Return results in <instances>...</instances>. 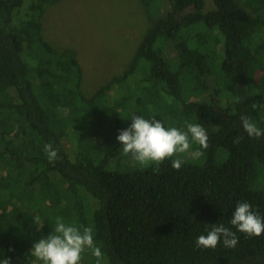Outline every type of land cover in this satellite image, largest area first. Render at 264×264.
Segmentation results:
<instances>
[{"label":"trees","instance_id":"obj_1","mask_svg":"<svg viewBox=\"0 0 264 264\" xmlns=\"http://www.w3.org/2000/svg\"><path fill=\"white\" fill-rule=\"evenodd\" d=\"M57 1L0 0V259L42 264L33 244L61 216L93 227L104 264H264V234L229 223L238 201L264 217V136L249 137L240 120L264 129V107L251 108L264 105V0H213L207 11L206 0H140L150 26L124 71L90 97L76 51L44 37ZM133 115L202 125V164L139 165L117 140ZM219 223L237 246L198 248ZM95 260L86 250L81 264Z\"/></svg>","mask_w":264,"mask_h":264},{"label":"clouds","instance_id":"obj_2","mask_svg":"<svg viewBox=\"0 0 264 264\" xmlns=\"http://www.w3.org/2000/svg\"><path fill=\"white\" fill-rule=\"evenodd\" d=\"M264 105L254 102L252 109H258ZM132 123L126 129L120 130L117 140L121 142L125 155H131L132 159L141 166H158L165 160L175 157L178 153H186L193 143L199 145L194 153L202 155L200 149L208 147L207 130L198 123L185 121L186 130L174 126H165V122L157 119L156 115L148 118L141 115H133ZM243 129L249 137L260 138L264 136V129L246 115H241ZM241 139L237 137V142ZM44 152L50 162H55L58 150L52 144L44 145ZM183 161L179 158L172 160V167L179 170ZM154 169V170H157ZM230 225L238 232L248 236H260L264 234V217L253 210L252 205L246 201H238L230 220ZM206 235L197 237L196 246L215 248L221 240L226 248H235L239 243L236 232L223 223L214 224ZM90 250L96 258L95 264H104L105 254L97 246L94 240L92 226L69 223L63 217L57 216L55 228L45 237L34 242L31 257L42 264H81L82 255ZM0 264H10V258L0 259Z\"/></svg>","mask_w":264,"mask_h":264},{"label":"rangeland","instance_id":"obj_3","mask_svg":"<svg viewBox=\"0 0 264 264\" xmlns=\"http://www.w3.org/2000/svg\"><path fill=\"white\" fill-rule=\"evenodd\" d=\"M212 8L213 0H206L205 10ZM42 22L44 37L56 49L76 51L88 97L124 71L150 26L140 0H58L48 4ZM63 144L72 153V139L65 137ZM194 153H178L175 158L202 164Z\"/></svg>","mask_w":264,"mask_h":264}]
</instances>
